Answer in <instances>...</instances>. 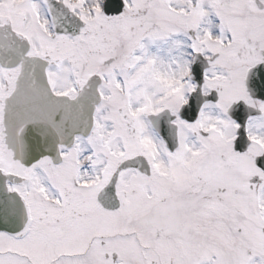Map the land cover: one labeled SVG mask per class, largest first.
<instances>
[{"label":"snow or ice","instance_id":"snow-or-ice-1","mask_svg":"<svg viewBox=\"0 0 264 264\" xmlns=\"http://www.w3.org/2000/svg\"><path fill=\"white\" fill-rule=\"evenodd\" d=\"M0 264H264V0H0Z\"/></svg>","mask_w":264,"mask_h":264}]
</instances>
